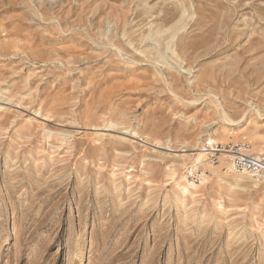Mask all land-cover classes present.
I'll return each mask as SVG.
<instances>
[{
	"label": "rangeland",
	"instance_id": "374dc122",
	"mask_svg": "<svg viewBox=\"0 0 264 264\" xmlns=\"http://www.w3.org/2000/svg\"><path fill=\"white\" fill-rule=\"evenodd\" d=\"M254 108L264 0H0V264H264V184L186 168Z\"/></svg>",
	"mask_w": 264,
	"mask_h": 264
},
{
	"label": "bare ground",
	"instance_id": "6f19581e",
	"mask_svg": "<svg viewBox=\"0 0 264 264\" xmlns=\"http://www.w3.org/2000/svg\"><path fill=\"white\" fill-rule=\"evenodd\" d=\"M256 108L252 109V111L255 112L256 115H259V117H263L262 119H264V115L261 114V111L260 109L259 110H256ZM219 112H222L221 113V117H222V121H223V129H225L224 127H229L231 128L232 130L234 131H240L241 130V125L243 123V121L245 119H247V117H249V113L248 112L245 116H243L240 120L238 121H234L226 112L225 110L223 109H219ZM259 126L258 124H255L253 127H252V132H253V136L249 138V141H252L253 142V137L254 136H257L258 135V131H259ZM131 134H133L131 132ZM218 133L216 132L215 135H217ZM138 135V133H135V137ZM214 136H210L208 138V141L206 143V148L204 146V150H202L201 153H198V154H192L191 156H189V158H187L188 160L191 161L190 163V166H186L187 168V172H190L191 174L190 175H194V171L198 168L199 165H202L205 161V158L207 156V152L208 151H216L215 150V145H214ZM145 144H147V142H144ZM198 148H200V146H198ZM208 148V149H207ZM195 151V150H194ZM222 152V151H221ZM261 152V156H263V152L264 150L261 149L260 150ZM222 157L225 158V159H228V155L226 152H222ZM261 158V157H259ZM186 159H184V162H185ZM227 172L224 173L222 176L223 178H226V179H233L234 180V184L235 186H239L241 182H243L244 180H252L253 181V187L254 188H258V185H260V183H263L264 184V176L261 177V178H255V177H252V176H249V175H245V174H236L232 168L229 167L227 168ZM232 185V184H231ZM198 186L193 182V181H189L187 180V178H184L182 179L181 182L178 183L177 185V189L178 191L182 194V195H192L193 194V190L197 189ZM259 229V228H258ZM258 231V230H257ZM259 233V231L257 232V234Z\"/></svg>",
	"mask_w": 264,
	"mask_h": 264
},
{
	"label": "built area",
	"instance_id": "2783aa9c",
	"mask_svg": "<svg viewBox=\"0 0 264 264\" xmlns=\"http://www.w3.org/2000/svg\"><path fill=\"white\" fill-rule=\"evenodd\" d=\"M215 150L208 151L207 155H210L214 161L218 162L217 160L219 156H222V152H226L229 157L226 160L236 174H245L255 178L264 176V158L249 155L242 145H227L224 148L222 147V149L216 146Z\"/></svg>",
	"mask_w": 264,
	"mask_h": 264
}]
</instances>
